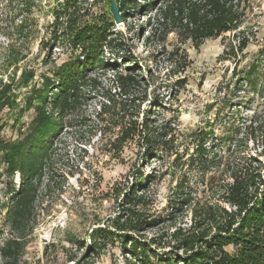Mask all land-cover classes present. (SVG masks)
Here are the masks:
<instances>
[{"label":"rangeland","instance_id":"1","mask_svg":"<svg viewBox=\"0 0 264 264\" xmlns=\"http://www.w3.org/2000/svg\"><path fill=\"white\" fill-rule=\"evenodd\" d=\"M69 1L80 9H66ZM112 1L0 0V91L8 87L17 104L0 112L5 141L15 142L30 133L42 106L41 91L55 80L62 64L81 54L68 37V19H76L74 28L113 24L124 44L123 49H105L111 67L96 69L92 76L97 83L80 88L72 98L77 107L67 111L65 127L53 139L51 159L22 240L7 219L12 206L8 190L19 189L20 173L0 179V248L9 239L24 243L13 264L175 260L183 254L177 250L183 237L200 226L215 230L227 213L236 211L229 193L237 179L264 175V123L255 136L249 134L234 147L245 126L255 119L264 122V0H248L239 31H245L250 43L236 57L227 53L230 45L238 46L236 32L208 39L196 48L182 34L179 21L159 17L161 0L141 13L131 10L127 21L119 23L113 18ZM174 50L185 53L188 60L186 70L177 75L170 56ZM130 60L136 61L132 67ZM132 72L140 74L141 81L126 99L117 89L116 74ZM247 73H253L252 81L259 80L257 90L247 83ZM179 79L184 82L181 87L175 84ZM29 101L32 108L26 109ZM154 104L159 107L150 116ZM44 108L54 118L60 112L51 95ZM143 116H148L150 125L168 131L166 144L156 145L150 157L143 140ZM155 135L158 138L160 131ZM202 144L204 151L198 149ZM0 167L7 169L2 162ZM134 183H143L138 191L144 198L127 205L124 194ZM182 193L189 197L185 205ZM131 220L140 221L141 227L132 236L158 239V246L151 247L154 253L125 247L118 237L113 222L129 226ZM96 230L112 234L95 238L98 248L92 251ZM223 250L233 255L237 247L228 244ZM6 263L10 261L0 256V264Z\"/></svg>","mask_w":264,"mask_h":264},{"label":"trees","instance_id":"2","mask_svg":"<svg viewBox=\"0 0 264 264\" xmlns=\"http://www.w3.org/2000/svg\"><path fill=\"white\" fill-rule=\"evenodd\" d=\"M156 1L150 0L148 3H141L140 0H117L122 22L127 21L129 18L127 13H130L131 10L137 14L147 8L153 9ZM164 1L166 4L163 5ZM161 2L157 8L159 17L163 21L168 20L169 17L179 21L182 34H185L186 39L190 40L196 48H199L208 39H216L229 32H236L238 46L230 45L227 50L228 54L236 57L238 53H243L248 48L250 38L244 35L245 31H239L244 23L248 0H171L170 2L169 0H161ZM71 7H73L72 12L80 9L77 3L69 1L65 8ZM113 18L115 19L114 16ZM73 20L68 19L67 21V28L70 31L68 37L73 40L74 48L81 49V54L62 64L56 72L55 80H49L42 90L43 92L41 91L42 106L38 108L39 114L32 123L30 133L15 142L5 141L1 136L3 125H0V162L7 165L5 171H1L0 167V179L5 175L13 176L16 172L20 173L21 176L19 189L16 190L13 186L8 190L12 194V206L7 213L10 225L14 230L20 232L21 240L24 237L23 230L34 214L36 193L44 177L45 168L51 159L50 150L53 146V139L63 131L65 127L64 116L67 111L75 110L77 107L75 105L76 100L72 98L78 96L80 88L97 83V78L92 76L96 69L107 70L111 67L106 63L108 59L105 56V49L108 47L124 48L123 38L119 33L112 30L113 27L111 28L113 24H104L101 27H98L97 24H84L82 27L74 28L75 22ZM170 56L175 66L173 74L177 75L184 72L188 64L186 54L174 50ZM262 56L264 57V54ZM135 63V60H130L128 67H132ZM129 69L134 70V68ZM248 74L250 75L248 76ZM251 74L253 73H247L248 78L245 79H248L249 82L247 83L257 90L259 80L252 81L250 79ZM116 76L117 89L120 95L127 99L132 89L140 84V74L119 73ZM175 84L181 87L184 82L179 79ZM9 92L8 87L6 90L0 91V112L7 106L10 110L17 106L16 96L9 94ZM50 95L53 99V107L60 111L57 118L45 112L44 105L47 104ZM157 99L159 98L157 97ZM28 104L26 109H31L32 102L29 101ZM158 105L154 104L153 112H149L150 116L154 115ZM21 113L22 110L20 115ZM263 123L257 119L251 121L248 126H245L246 132L241 134V138L236 141L234 147L236 148L249 134L255 136L256 132L262 129ZM149 125L148 116H143L141 127L144 129L143 140L148 145L147 157L154 155L153 150L156 145L166 144L168 137V131L164 132L163 126ZM132 128L134 129V127ZM159 131L161 135L157 138L155 134ZM169 131H171L170 127ZM198 149L204 151L203 144ZM214 155L216 154L214 153ZM142 184L139 186L134 183L129 192H125L124 197L127 205H132L135 200L144 198V195L139 194L138 191ZM181 199L182 205L189 202L186 193H182ZM229 200L236 208L233 214L227 213V218H223L224 222L217 224L214 227L215 230H201L200 226V230L196 233L183 237L177 246V250L183 251L182 256L175 260L167 257L160 264H264V175L250 174L245 179H237L229 193ZM129 223L127 226L125 222H113L117 235L122 239L125 247L130 245L136 249L138 247L140 251L154 253L151 251V247L158 246V239L147 241L132 236L130 233L140 230V221L131 220ZM95 233L94 240L91 241L90 249L92 251L98 248L95 238L99 237L100 234L106 233V236L112 234L108 230H96ZM21 240L9 239L0 248V256L6 262L10 261V264H13L18 261L24 250V243ZM228 244L237 247L235 254L230 255L223 250L224 245ZM143 256L144 254L142 259ZM71 262L87 264L84 259L72 260ZM128 262L129 264H137L129 260Z\"/></svg>","mask_w":264,"mask_h":264},{"label":"water","instance_id":"3","mask_svg":"<svg viewBox=\"0 0 264 264\" xmlns=\"http://www.w3.org/2000/svg\"><path fill=\"white\" fill-rule=\"evenodd\" d=\"M111 10H112V13L115 16L117 22L119 23L121 21V18H120L117 0L112 1Z\"/></svg>","mask_w":264,"mask_h":264}]
</instances>
